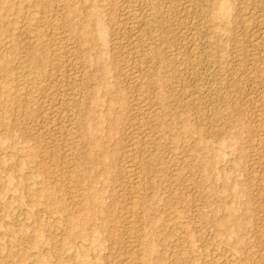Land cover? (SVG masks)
<instances>
[{"label":"rangeland","instance_id":"374dc122","mask_svg":"<svg viewBox=\"0 0 264 264\" xmlns=\"http://www.w3.org/2000/svg\"><path fill=\"white\" fill-rule=\"evenodd\" d=\"M61 18L64 75L0 127L27 161L0 169V264H264V0H70Z\"/></svg>","mask_w":264,"mask_h":264},{"label":"bare ground","instance_id":"6f19581e","mask_svg":"<svg viewBox=\"0 0 264 264\" xmlns=\"http://www.w3.org/2000/svg\"><path fill=\"white\" fill-rule=\"evenodd\" d=\"M15 2L16 0H0V108H1L0 111L2 112L0 114V127H2L1 125H3L10 130L14 128L9 121V117L7 116L10 109H12L14 106L15 107L18 106L22 108L23 115L25 117H28V118L31 117L33 115L31 106L37 102V97L39 96L40 90L45 85V83L47 82L54 83L55 82L54 79H57L56 77L61 78L64 75L65 73L64 64L65 63L63 62L67 55L66 42L70 38L69 37L70 35L65 34L66 31L63 29L64 23L63 21H61L63 11L64 13L66 11H69L70 0H18L16 4ZM149 6H150L149 11L146 12V19H144L146 20L145 22H146L147 28H150L149 31L151 30L149 32L150 33L149 38L146 42H143L142 39H141L142 41L141 43L140 41H138L139 44L137 45L135 44L136 50L133 49L134 51H138V52L139 50L141 51L139 52L137 56L138 59L140 60V65L141 64L143 65L144 63L143 55L145 54V52L149 53V51H151L152 49L154 42L158 41V38H159V34L155 33L159 28L158 26L159 22H157V18L159 14V11L157 10V4L153 1ZM219 10L221 11V13H225L224 12L225 8L223 5L219 7ZM202 22L204 21L202 20ZM202 22H201L202 26H207L206 24L204 25V23ZM85 34L86 33L82 35L85 36ZM144 68L145 67H142L141 74L139 73V74H134L131 76L133 83H135L140 88L144 87L149 82V74L148 72L145 71ZM139 71L141 72V70ZM70 76H67V77H70ZM60 81H62V79ZM71 81L73 80L71 79ZM65 82H66V86L69 85L67 80H65ZM72 86L74 87L75 85H73L72 83ZM64 87H65V84H60V83L57 84V88L61 89L63 93L65 92ZM143 92H144V89H143ZM143 92L141 91V94H140L141 98L140 96H138L140 98L138 99V102H137L138 105L142 103L143 101V98H144L143 94L145 93ZM75 95L77 94L73 92L69 94V96H66L64 99L60 98L61 107H63L62 105H65V108L63 109H60V107H58V109L61 110L62 112L61 117L63 115L64 116L65 115L67 116L68 114L70 115L71 112H74L76 110V107L71 104V102L75 101ZM226 110H225V113H227ZM41 116L43 117V115ZM10 139L11 138L9 134H5V136L0 137V169L1 168L2 169L3 168L4 169L5 168H9V169L15 168L16 170H18L27 161L21 160L17 157H12V155H15L12 149L9 152L5 150L7 149V146L9 145V141L12 140ZM143 140L144 139H142V141L141 139L140 140L135 139L133 141V145L139 148L140 146L141 147L144 146L145 148L146 147L144 143L145 141ZM133 165H134V162L133 164L128 165L127 167L128 170L126 169L127 171H129L128 174L130 173V175H131L130 171L134 168ZM139 168H136V169H139ZM132 172L134 173V171ZM22 177L23 176L20 177V182L21 180L22 181L25 180ZM7 181H9L8 177H7ZM1 184L2 183L0 180V187H1ZM136 185L137 184H135V186ZM130 189L132 188L130 187ZM136 192L138 193L139 190ZM22 233L25 234L24 232ZM233 259H232V262L229 261L230 264L234 262ZM60 261H62V259ZM65 262L68 263L67 260Z\"/></svg>","mask_w":264,"mask_h":264}]
</instances>
